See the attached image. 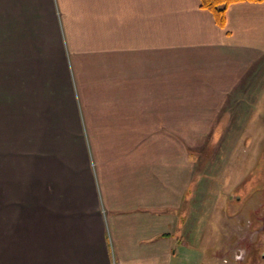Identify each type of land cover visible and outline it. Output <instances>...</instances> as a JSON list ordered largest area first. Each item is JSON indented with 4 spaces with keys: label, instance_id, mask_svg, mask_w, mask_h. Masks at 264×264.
Segmentation results:
<instances>
[{
    "label": "crops",
    "instance_id": "0c3cea01",
    "mask_svg": "<svg viewBox=\"0 0 264 264\" xmlns=\"http://www.w3.org/2000/svg\"><path fill=\"white\" fill-rule=\"evenodd\" d=\"M225 18L0 0V264H182L197 153L213 128L234 144L251 104L264 129V2Z\"/></svg>",
    "mask_w": 264,
    "mask_h": 264
},
{
    "label": "rangeland",
    "instance_id": "374dc122",
    "mask_svg": "<svg viewBox=\"0 0 264 264\" xmlns=\"http://www.w3.org/2000/svg\"><path fill=\"white\" fill-rule=\"evenodd\" d=\"M246 101L251 102L250 98ZM249 111L254 115L250 123L229 130L234 144H219L225 131L213 128L211 140L195 156L201 185L194 193V202L200 205L196 210L202 212L191 215L182 264H245L250 246L264 239L262 230L253 228L250 220L230 218L240 206H258L257 195L250 203L245 202L264 186V163L258 164L264 157V129L254 121L259 114L254 104ZM261 248L264 250V245Z\"/></svg>",
    "mask_w": 264,
    "mask_h": 264
},
{
    "label": "flooded vegetation",
    "instance_id": "af4514ba",
    "mask_svg": "<svg viewBox=\"0 0 264 264\" xmlns=\"http://www.w3.org/2000/svg\"><path fill=\"white\" fill-rule=\"evenodd\" d=\"M262 163H264V157L263 159H259L258 162V164L260 165ZM262 175H264V168L262 169ZM252 193L251 196L249 197V200H247L245 203L246 204L250 203L253 197L257 195L256 203L258 206H253V205L252 206L243 205V207L240 206L234 213L232 220H250L251 225L252 226L254 225L253 228L255 229L259 228L260 231L262 230L260 234L264 235V186L263 188L255 191L254 194ZM259 241L260 242L258 243L257 242L253 243L251 245L252 247L250 246L249 254L246 255L248 260L247 259L245 260L246 261V263L244 262L245 264H264V250L261 248L264 245V239L263 240L261 239Z\"/></svg>",
    "mask_w": 264,
    "mask_h": 264
},
{
    "label": "trees",
    "instance_id": "16d2710c",
    "mask_svg": "<svg viewBox=\"0 0 264 264\" xmlns=\"http://www.w3.org/2000/svg\"><path fill=\"white\" fill-rule=\"evenodd\" d=\"M236 1H240V0H201V6L213 12L216 18V22L220 26H224L226 21L225 15L227 8L231 3ZM250 1L264 2V0H250Z\"/></svg>",
    "mask_w": 264,
    "mask_h": 264
}]
</instances>
